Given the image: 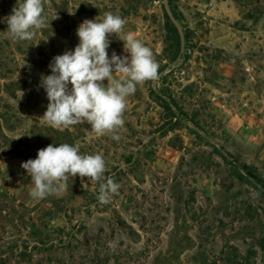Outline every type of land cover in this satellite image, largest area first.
Masks as SVG:
<instances>
[{
	"label": "rangeland",
	"instance_id": "rangeland-1",
	"mask_svg": "<svg viewBox=\"0 0 264 264\" xmlns=\"http://www.w3.org/2000/svg\"><path fill=\"white\" fill-rule=\"evenodd\" d=\"M167 1L179 27L164 0H44L47 26L13 41L23 0H0V264H264V0ZM106 12L159 65L128 97L119 141L43 118L41 77ZM108 38L109 58L130 55ZM62 143L103 155L120 185L109 203L79 175L61 196L31 197L21 164Z\"/></svg>",
	"mask_w": 264,
	"mask_h": 264
},
{
	"label": "clouds",
	"instance_id": "clouds-1",
	"mask_svg": "<svg viewBox=\"0 0 264 264\" xmlns=\"http://www.w3.org/2000/svg\"><path fill=\"white\" fill-rule=\"evenodd\" d=\"M7 24L13 41L32 40L37 30L47 26L44 0L18 3ZM125 25L124 18L111 12H106L99 22L86 19L77 29L79 43L75 49L53 58L49 65L52 74L41 77V87L49 101L43 115L48 126L63 131L87 123L96 137L111 135L119 141L118 131L124 127L128 97L135 94L137 85L148 81L155 85L159 78V65L152 50L134 34H125ZM110 35L119 37L124 42V51L130 55L118 56L113 52L109 58ZM21 167L31 177L30 195L36 200L63 195L69 177L77 175L100 182L97 200L101 204L109 203L120 188L111 177L105 179L103 155L80 154L78 144H50Z\"/></svg>",
	"mask_w": 264,
	"mask_h": 264
},
{
	"label": "water",
	"instance_id": "water-1",
	"mask_svg": "<svg viewBox=\"0 0 264 264\" xmlns=\"http://www.w3.org/2000/svg\"><path fill=\"white\" fill-rule=\"evenodd\" d=\"M164 4H165V10H166V13L169 17V19L174 23V25L176 27H179V22L176 20V18L174 17L169 5H168V1L167 0H164ZM181 40H182V48H183V36L181 35Z\"/></svg>",
	"mask_w": 264,
	"mask_h": 264
},
{
	"label": "trees",
	"instance_id": "trees-1",
	"mask_svg": "<svg viewBox=\"0 0 264 264\" xmlns=\"http://www.w3.org/2000/svg\"><path fill=\"white\" fill-rule=\"evenodd\" d=\"M167 18H168V16H167ZM168 20H169V18H168ZM169 22H171V21H169ZM171 33L175 36V38L177 39V43H178V45L180 46V37H179V33H178V31H177V29H176V27L172 24V22H171ZM1 197V196H0ZM4 201H1L0 202V205L1 206H4Z\"/></svg>",
	"mask_w": 264,
	"mask_h": 264
}]
</instances>
